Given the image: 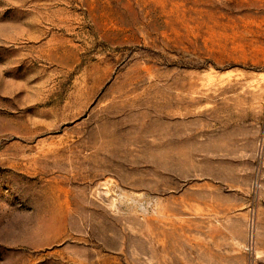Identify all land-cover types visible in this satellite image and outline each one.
Instances as JSON below:
<instances>
[{
    "label": "rangeland",
    "instance_id": "obj_1",
    "mask_svg": "<svg viewBox=\"0 0 264 264\" xmlns=\"http://www.w3.org/2000/svg\"><path fill=\"white\" fill-rule=\"evenodd\" d=\"M0 264H264V0H0Z\"/></svg>",
    "mask_w": 264,
    "mask_h": 264
}]
</instances>
